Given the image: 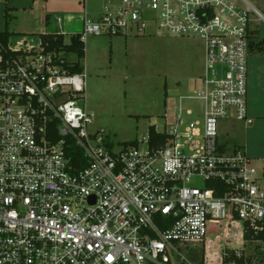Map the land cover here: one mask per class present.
Masks as SVG:
<instances>
[{"label":"built area","instance_id":"1","mask_svg":"<svg viewBox=\"0 0 264 264\" xmlns=\"http://www.w3.org/2000/svg\"><path fill=\"white\" fill-rule=\"evenodd\" d=\"M114 1L93 20L84 0L74 36L84 46L90 36L151 29L199 37L203 87L187 99L202 102L200 117L183 127L179 116L160 132L169 137L163 147L152 148L149 135L114 146L90 131L87 73L72 71L76 55L47 51L39 36L0 43V264H225L220 249L246 261L248 243L264 245V163L229 152L220 127L254 122L251 16L264 18L252 0H240L251 9L229 0ZM214 225L234 246L214 254L205 246L202 261H190L183 250L213 241Z\"/></svg>","mask_w":264,"mask_h":264},{"label":"rangeland","instance_id":"2","mask_svg":"<svg viewBox=\"0 0 264 264\" xmlns=\"http://www.w3.org/2000/svg\"><path fill=\"white\" fill-rule=\"evenodd\" d=\"M19 1L26 9L22 7L7 15L6 2L0 0V32L8 29L14 34L34 37L65 33V41L69 43L72 36L83 31L85 8L79 6L77 0H51L47 3L46 10L51 15L48 24L43 23V6L40 2L33 5L28 0ZM229 1L251 9L243 1ZM110 3L115 4V1L89 0L87 10L90 19H98L103 7ZM251 6L264 17V0H252ZM251 22V42L255 51L249 55L248 111L254 122L252 125L235 120L221 122L220 140L229 152L243 150L249 158L257 160L256 164H263L264 21L253 13ZM259 44L262 50L258 49ZM85 48L81 65L87 73V109L95 117L90 131H104L114 146L146 142L151 126H155L158 132L169 131L179 116L185 123L183 127L200 117L202 102L187 99L196 96L203 87L205 44L199 37H174L151 29L141 37L90 36ZM72 59L77 60L76 57ZM188 111L194 114L190 116ZM220 233L217 225L211 226L209 237L213 241L206 245L198 244L196 250H183L187 258L202 261L200 258L204 256L205 246L206 252L208 248L211 254L218 252L220 246L233 247V242L224 241L226 232ZM217 237L221 241H215ZM255 248L248 243L243 255L248 262L250 260V264H262L264 245ZM220 250L222 255L233 254Z\"/></svg>","mask_w":264,"mask_h":264},{"label":"trees","instance_id":"3","mask_svg":"<svg viewBox=\"0 0 264 264\" xmlns=\"http://www.w3.org/2000/svg\"><path fill=\"white\" fill-rule=\"evenodd\" d=\"M24 37L19 34H14L10 32L8 29L4 32H0V43L4 46H7L11 39ZM39 37L42 40L43 45L46 47L47 51L50 52H56V53H65L66 59H69L70 55L74 54L76 55L78 62H76L75 66L73 67L72 71L74 73H83L84 67L80 64L79 61H81L85 57V46L83 43H81L79 36L72 37L71 43L66 44L65 43V37L61 34H39ZM264 43V41H263ZM262 43V44H263ZM251 52L255 51V46L253 42H251ZM258 49H261L260 44L258 46ZM262 50V49H261ZM260 50V51H261ZM168 136L164 135L160 132H158L155 128V126H151L149 128V141L150 146L152 148H160L165 146ZM136 142H131V144H135ZM247 239L250 240V235L247 236ZM257 240H262L264 242V231L260 233V235L257 236ZM237 263V264H250V260L248 262V259L245 261L244 258L237 259L234 254L227 253L225 257V264L226 263Z\"/></svg>","mask_w":264,"mask_h":264},{"label":"crops","instance_id":"4","mask_svg":"<svg viewBox=\"0 0 264 264\" xmlns=\"http://www.w3.org/2000/svg\"><path fill=\"white\" fill-rule=\"evenodd\" d=\"M28 1H29V3H33V5H36L39 2L41 3V5L43 6V23L48 24V22H49L48 19L51 18V15H49L48 10H46V6H47L46 4L49 3L51 0H28ZM59 1H62V0H59ZM77 1L79 3V6H82L85 8V5H83L84 0H77ZM88 1L89 0H87V7H88ZM5 2H6L5 12H7V15L10 11H12V12L13 11H19L22 7H24V9H26V7L23 6V4L19 0H5ZM9 5H11V6H9ZM68 7H71L73 9V11H75L74 10L75 8L73 6L69 5ZM64 15L66 16V14H64ZM262 21H264V20H262ZM252 53L254 54L253 51L250 54H252ZM256 57H257L256 60H258V56H256ZM249 60H250V57H249ZM249 74H250V68H249L248 76H249ZM248 83H249V78H248ZM248 91H249V87H248ZM248 101H249V96H248Z\"/></svg>","mask_w":264,"mask_h":264}]
</instances>
